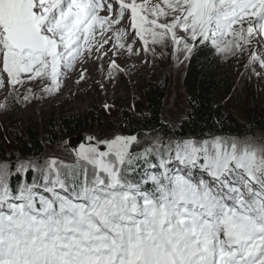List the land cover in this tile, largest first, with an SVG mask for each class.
Listing matches in <instances>:
<instances>
[{
	"label": "snow or ice",
	"instance_id": "snow-or-ice-1",
	"mask_svg": "<svg viewBox=\"0 0 264 264\" xmlns=\"http://www.w3.org/2000/svg\"><path fill=\"white\" fill-rule=\"evenodd\" d=\"M198 45L264 79V0H0V110L89 61L111 82L122 55ZM170 129L0 157V264H264V137Z\"/></svg>",
	"mask_w": 264,
	"mask_h": 264
},
{
	"label": "rangeland",
	"instance_id": "rangeland-1",
	"mask_svg": "<svg viewBox=\"0 0 264 264\" xmlns=\"http://www.w3.org/2000/svg\"><path fill=\"white\" fill-rule=\"evenodd\" d=\"M135 47L141 46L137 42ZM120 57L121 59L116 58L117 62L121 67H127L129 71L127 74H120L111 82L105 79L104 74L99 70V64L103 63L104 73L107 72V60L93 62V70L87 74L85 81L80 84L73 82L69 85V90L64 88L61 91V87L59 92L46 95L41 91L42 82H30L27 87H31L40 98L20 103H17L14 98L7 101L9 108L0 110V142L5 143L8 151H11L12 146L8 142L7 134L13 129L32 126L41 133L43 115L54 114L55 116L68 117L85 115L92 111L99 117V125L72 137L61 138L58 145L52 149H47L44 154L70 158L73 154L69 150L68 139L79 135L88 138L90 136L104 137L119 132L116 125L119 113L123 109L141 110L144 104L140 88L147 81L159 82L164 78H169L171 85L165 99L162 117L166 123L175 124L177 127L188 108L186 94L182 87V78L187 61H184L182 56L180 57L182 63L175 61L170 46L166 49L158 47L155 56L145 55L141 51L138 56L129 57L125 54ZM132 58L136 59L133 63L131 62ZM145 60L147 63L144 62ZM223 60V69L234 83V91L227 103V108L243 118L250 103L251 92L254 98L262 96L264 106V79L246 73L242 62L232 58H223ZM68 79L66 77L65 81ZM73 79L76 81L78 77ZM65 81L63 80L62 83ZM100 82L104 83V89H101ZM23 91L24 89H20L21 93ZM6 95L7 90L0 89V103L5 102L4 97ZM105 103L114 105L110 114L103 108ZM259 136L264 137V134ZM88 143L89 140L86 141V144Z\"/></svg>",
	"mask_w": 264,
	"mask_h": 264
},
{
	"label": "trees",
	"instance_id": "trees-1",
	"mask_svg": "<svg viewBox=\"0 0 264 264\" xmlns=\"http://www.w3.org/2000/svg\"><path fill=\"white\" fill-rule=\"evenodd\" d=\"M223 66V58L210 46H197L192 59L186 63L182 78L188 108L177 129L187 133L214 127L240 136L249 133L257 136L264 134L262 96L254 98L251 92L244 119L227 108L234 91V83ZM170 85L169 78L159 82L147 81L140 88L144 107L141 110L123 109L116 119L117 130L121 134H131L136 130L150 128L170 132V124L162 117ZM189 116L190 120L187 119ZM96 125H99V117L92 111L85 115L68 117L46 114L41 118V133L32 126L8 132L7 139L12 146L11 151H8L5 143L0 142V157L19 152L26 155L33 153L44 155L47 149L58 145L61 138L83 133Z\"/></svg>",
	"mask_w": 264,
	"mask_h": 264
},
{
	"label": "bare ground",
	"instance_id": "bare-ground-1",
	"mask_svg": "<svg viewBox=\"0 0 264 264\" xmlns=\"http://www.w3.org/2000/svg\"><path fill=\"white\" fill-rule=\"evenodd\" d=\"M118 59H121V57H118ZM136 59H134V58H132V63L135 61ZM96 62V61H95ZM98 63V62H97ZM100 65V64H99ZM85 67L88 69V73H91V71L93 70L92 69V67H94V65H93V61H89L88 62V64L87 65H85ZM98 67V66H97ZM140 68V67H139ZM78 75H79V67H78V69H77V71L76 72H74V73H71L67 78H69L68 80H66L65 81V79H64V81L65 82H63L62 83V89H61V91L65 88V90H69V85L70 84H72L73 82H75V80L73 79V78H75L76 79V77H78ZM68 83V84H67ZM67 84V85H66ZM61 95V94H60Z\"/></svg>",
	"mask_w": 264,
	"mask_h": 264
},
{
	"label": "water",
	"instance_id": "water-1",
	"mask_svg": "<svg viewBox=\"0 0 264 264\" xmlns=\"http://www.w3.org/2000/svg\"><path fill=\"white\" fill-rule=\"evenodd\" d=\"M87 140H88V137H86L84 135H79L75 138L68 139L67 144H68V147L71 150L72 154H73V149L78 150L80 145H82V144L87 145L86 144Z\"/></svg>",
	"mask_w": 264,
	"mask_h": 264
}]
</instances>
